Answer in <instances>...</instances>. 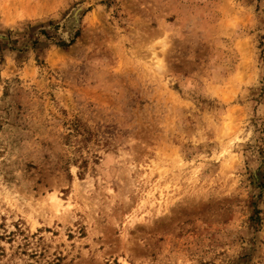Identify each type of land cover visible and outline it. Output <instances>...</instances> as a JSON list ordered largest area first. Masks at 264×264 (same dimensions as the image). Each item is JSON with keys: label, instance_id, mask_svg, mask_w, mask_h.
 Here are the masks:
<instances>
[{"label": "rangeland", "instance_id": "obj_1", "mask_svg": "<svg viewBox=\"0 0 264 264\" xmlns=\"http://www.w3.org/2000/svg\"><path fill=\"white\" fill-rule=\"evenodd\" d=\"M0 264H264V0H0Z\"/></svg>", "mask_w": 264, "mask_h": 264}, {"label": "trees", "instance_id": "obj_2", "mask_svg": "<svg viewBox=\"0 0 264 264\" xmlns=\"http://www.w3.org/2000/svg\"><path fill=\"white\" fill-rule=\"evenodd\" d=\"M60 45H67L68 43H65V42H61L59 43Z\"/></svg>", "mask_w": 264, "mask_h": 264}, {"label": "bare ground", "instance_id": "obj_3", "mask_svg": "<svg viewBox=\"0 0 264 264\" xmlns=\"http://www.w3.org/2000/svg\"><path fill=\"white\" fill-rule=\"evenodd\" d=\"M224 96H225V95H224ZM224 98H227V97L225 96ZM54 198H55V197H54ZM54 198H53V199H54Z\"/></svg>", "mask_w": 264, "mask_h": 264}]
</instances>
